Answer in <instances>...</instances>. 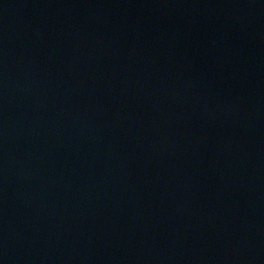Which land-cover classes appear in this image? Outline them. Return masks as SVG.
<instances>
[{
  "label": "water",
  "instance_id": "1",
  "mask_svg": "<svg viewBox=\"0 0 264 264\" xmlns=\"http://www.w3.org/2000/svg\"><path fill=\"white\" fill-rule=\"evenodd\" d=\"M0 264H264V0H0Z\"/></svg>",
  "mask_w": 264,
  "mask_h": 264
}]
</instances>
